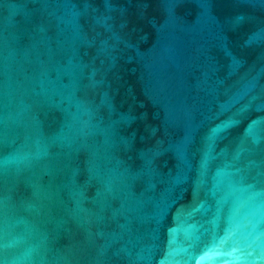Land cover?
Wrapping results in <instances>:
<instances>
[{
    "label": "water",
    "instance_id": "obj_1",
    "mask_svg": "<svg viewBox=\"0 0 264 264\" xmlns=\"http://www.w3.org/2000/svg\"><path fill=\"white\" fill-rule=\"evenodd\" d=\"M0 264H264V0H0Z\"/></svg>",
    "mask_w": 264,
    "mask_h": 264
}]
</instances>
